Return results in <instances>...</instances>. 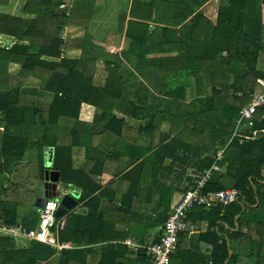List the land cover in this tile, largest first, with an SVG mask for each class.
<instances>
[{"label":"crops","instance_id":"crops-1","mask_svg":"<svg viewBox=\"0 0 264 264\" xmlns=\"http://www.w3.org/2000/svg\"><path fill=\"white\" fill-rule=\"evenodd\" d=\"M27 1L9 0L8 4L3 5V0H0V13L34 18L35 12L30 14L24 12ZM179 1L181 0H56L60 9H65L68 15H73L71 24L65 25L62 29L61 38L66 41L62 58L80 59L85 52L92 53L91 56L95 58L91 65L96 69L94 86L105 87L111 80L117 83V87L122 84V89L117 91L115 85L109 86L113 88L114 97L106 101V108L83 102L79 111V121L63 119L59 125L58 143L74 146L75 171L67 176L72 182H64L60 171L50 168L60 176V201L65 195H71L77 201L72 210H68L60 217L66 221L60 230L68 226L70 220H74L75 217L72 216L74 212L86 213L89 207L91 210L98 207V212L104 214L108 222L114 223L117 231L131 232L125 240L94 241L95 244L88 245L95 251L93 260L99 258L97 255L111 244L128 246L132 258L137 259L143 248L136 254L128 240L141 244L140 237L138 238L141 235L144 236L145 245L154 243L164 224L162 218L169 211L170 214L173 212L184 194L194 185L195 179L191 172L196 170L195 156L192 151L185 150L184 146L190 145L194 148L196 145L208 144L210 140V127H206L208 129L205 134H195L193 123L189 124L188 118L175 116L180 109V102L183 111L186 110L188 114L194 110L204 111L209 108L198 100L210 97L213 93L210 79L206 78L208 82L206 91L199 94L194 68L185 64L189 68L187 74L186 70L180 69L176 58L183 46L179 41L184 36L189 41V50L196 48L192 39L196 33L203 36V40L197 43L204 44L210 40L218 23L220 10L222 8L228 10L232 0H209L184 22L179 21L182 17L178 10ZM188 1L195 5L200 0ZM141 3H146L151 12L141 6ZM246 3L251 13L249 18L254 23L257 20L254 27L263 22L256 70L261 73L258 79H264V0H247ZM32 9L38 11L39 7L35 6ZM199 11L203 13L205 20L198 29L194 20ZM142 13L146 19L139 18ZM141 22L143 26L139 25ZM141 31L147 35V41L144 43L146 45L132 48V35L138 36ZM0 35L4 40L0 42L1 46L11 47L16 43L15 38L10 36L5 38L1 33ZM236 46L237 43L234 51L237 47L243 48L240 43ZM132 49L141 52V55L132 53L130 51ZM144 51L145 57L142 55ZM232 60L228 69V83L240 85L238 82L246 72L247 64L239 59ZM21 71L20 63H9L7 72L12 76L11 79L17 80ZM185 75L189 86L185 92L180 93L177 88L181 77ZM23 82L28 94L32 96L30 104H37L46 117L50 109L51 94L42 89L41 80L36 77H29ZM259 87L257 83L255 90L260 91ZM241 92L243 91L236 94L239 96ZM113 116L124 119V125L118 120H113L111 118ZM6 127V117L0 112V151L6 146L3 142ZM40 130L41 127L20 129L22 141L28 139V147L19 165H15L14 161L9 159L14 164L0 168V192L7 190L12 195L2 196L4 203L10 202L13 194L22 197L16 222L12 224L22 223L29 229L37 231L40 211L44 205L43 199L47 192L46 172L49 170L47 164L51 156L54 164L55 156L53 147L38 148L36 141ZM73 134L75 139L72 138ZM16 144L17 142L14 143ZM166 146L173 147V150L164 149ZM0 158L1 162L7 160L4 157ZM41 162L44 163V170ZM89 183L88 191L92 193L79 204L80 198L87 193L83 185ZM64 186L68 188L63 189ZM67 190L69 194H66ZM101 191L105 192V195L90 205V199L98 196ZM130 194L133 196L131 202L126 200V196ZM129 209L132 211L131 214L127 211ZM0 221L6 222L1 218V212ZM73 223L71 224L77 231L76 223ZM84 227L85 231L90 233H84L87 236L82 239L83 243L76 245L71 241H64L69 246L63 250L85 248L88 240L92 241V238L100 236L99 233H95L97 230L92 231L91 224ZM150 227L153 233L149 230ZM205 228L206 224L203 230ZM185 229H188L189 238H198L200 233L198 226L188 223ZM2 234H10L5 236H10L15 241V245L12 240L1 243L0 258L5 260V264L24 256L28 248L31 249L36 243L49 245L23 235ZM62 251L56 250V254L48 261L59 264ZM40 262L46 264L47 261Z\"/></svg>","mask_w":264,"mask_h":264},{"label":"trees","instance_id":"trees-1","mask_svg":"<svg viewBox=\"0 0 264 264\" xmlns=\"http://www.w3.org/2000/svg\"><path fill=\"white\" fill-rule=\"evenodd\" d=\"M208 1L200 0L195 5L188 0L179 1L178 10L182 13L179 21L184 22ZM246 2L247 0H232L228 10L222 8L210 40L204 44L197 43L203 40L199 33L192 37L196 48L188 49L189 41L186 36L179 41L183 44L176 58L180 69L186 70L188 74L189 68L185 64L194 68L199 94L206 91L208 85L206 78L209 77L213 92L210 97L198 100L209 107L204 111L194 110L188 114L186 110L183 111L180 102V109L175 116L188 118L189 124L193 123L195 134H205L208 129L206 127H210L208 144L196 145L194 148L185 145L184 149L193 152L196 171L203 172L211 168L215 162L221 167L220 171H214L205 192L238 189L240 196L229 204L215 203L211 207L197 204L190 208L186 224L198 226L200 233L198 238L194 239L189 238L188 229L180 232L178 248L172 255L170 264H264V107L255 115L253 132H244L246 133L244 135L248 136L245 142L241 143L239 137H234L230 141L242 107L251 101V95L244 93L243 96H238L236 92L247 90L253 92L261 74L256 70V64L263 22L254 27L257 20L254 23L249 18L251 13ZM8 3L9 0H3L2 4ZM35 6L39 7L38 11L32 9ZM141 6L151 12L146 3H141ZM135 9L134 6L133 11ZM24 12L26 14L35 12V17L25 18L0 13V33L4 34L5 38L10 36L16 39V43L11 47L0 45V112L4 113L7 125L3 140L6 146L0 151V157L7 160L1 162L0 158V168L9 167L14 163L19 165L28 147V139L22 141L20 129L41 127L36 141L38 148L55 149L53 169L60 171L64 182L70 183L72 181L67 176L75 171L74 146L58 143L59 125L63 119L79 121V111L83 102L106 108V101L114 97L113 88L109 86L115 85L117 91L122 89V84L117 87L116 82L109 80L105 87L94 86L96 69L91 65L95 58L91 56L92 53L85 52L80 59L62 58V51L66 45V41L61 38L62 29L65 25L71 24L73 15H68L65 9H60L56 0H28ZM260 15L263 18L262 12ZM139 18L146 19L144 13ZM204 20L203 13L199 11L194 20L196 28H201ZM139 25L144 24L141 22ZM132 38V48L146 45L144 44L147 41L146 33L141 31L138 36L132 35ZM1 41L4 40L0 38ZM236 43L237 46L238 43L242 44L243 48L239 49L236 46L237 50L234 51ZM130 51L141 55L136 49ZM142 53L145 57L146 52ZM232 58L247 64V70L238 82L240 85L228 83V69ZM10 62L22 65L17 80L11 79L12 76L7 72ZM32 76L41 80L42 89L51 94L50 109L46 117L37 104H30L32 96L24 87L23 81ZM186 78L187 75L182 76L179 87L177 86L180 93L185 92L189 86ZM33 101L35 102L36 98ZM111 118L118 120L122 125L125 123L124 119L114 116ZM72 138L75 139L74 134ZM164 149L173 150V147L166 146ZM220 150H224V153L223 158L218 160L217 153ZM41 166L44 170L43 162ZM89 185L90 183L83 185L87 193L80 198L79 204L91 195L92 192L88 191ZM98 189L100 190L101 186ZM4 195L12 197L7 190L0 192L1 218L6 222L15 223L19 206L22 205L20 202L22 197L13 194V199L4 203L2 200ZM104 195L105 192H99L98 196L90 199V205ZM126 198L131 202L133 196L130 194ZM89 208L86 213L74 212L72 215L75 217L74 220H70L69 225L60 230V240H68L76 245L83 243L82 239L87 236L84 233H90L85 231L84 226L89 224L92 231L97 230L95 233H99L100 236L92 238V241L88 240L85 248L63 250L59 264H150L147 249H142L138 258L133 259L129 247L124 244L108 245L97 255L99 258L93 260L95 251L88 245L95 244L94 241L125 240L131 232L117 231L116 225L108 222L105 215L98 212V207L96 210ZM127 211L132 213L131 209ZM169 214L170 211L162 218L164 223ZM72 222L76 223L77 231L73 228ZM204 224L206 228L203 230ZM161 234L160 231L154 242L160 240ZM5 235L10 234L0 235V246L5 240H12L15 245L12 237ZM138 238L141 244L145 245L144 236ZM54 254L56 250L52 246L36 243L31 249L28 248L24 256L10 260V264H41L40 261L53 264L48 260ZM0 264H5V260L0 258Z\"/></svg>","mask_w":264,"mask_h":264},{"label":"built area","instance_id":"built-area-1","mask_svg":"<svg viewBox=\"0 0 264 264\" xmlns=\"http://www.w3.org/2000/svg\"><path fill=\"white\" fill-rule=\"evenodd\" d=\"M258 85L263 91L241 92L251 95V101L244 105L240 111L236 122V127L233 132L234 137H239L241 143L245 142L248 136L244 132H253V127L256 122V113L264 107V79H258ZM224 150L217 153V159L223 158ZM221 167L215 162L211 168L201 171H192L195 179L193 185L182 197L179 203L174 208L173 212L168 217L167 221L161 226L162 232L160 240L150 245H142L139 242L128 240V244L132 246L134 252L138 254L141 248L148 251L150 264H170L172 255L176 252L180 241V232L186 228V216L190 208L195 205H206L211 207L215 203L229 204L236 201L240 196V191L237 189H228L223 191L205 192L214 171H220ZM69 191H66V194ZM59 201L58 204L55 202ZM61 206V201L58 197L49 198L46 204L40 211L39 230L29 229L22 223L12 224L0 221V235L2 233H11L27 236L36 239L40 242L53 246L58 252L67 248L69 244L61 241L59 230L64 227L66 221L64 218L56 216L58 209Z\"/></svg>","mask_w":264,"mask_h":264},{"label":"water","instance_id":"water-1","mask_svg":"<svg viewBox=\"0 0 264 264\" xmlns=\"http://www.w3.org/2000/svg\"><path fill=\"white\" fill-rule=\"evenodd\" d=\"M49 170L46 172V186L47 192L46 196L43 199L44 205L48 201L49 198L58 197L61 194L60 190V176L58 172L51 171L50 168L53 167V156H51L48 160L47 164ZM68 186H64L63 189H67ZM76 199L71 195H65L61 200V206L58 209L56 216L61 217L63 216L68 210H72L76 206ZM43 205V206H44Z\"/></svg>","mask_w":264,"mask_h":264},{"label":"rangeland","instance_id":"rangeland-1","mask_svg":"<svg viewBox=\"0 0 264 264\" xmlns=\"http://www.w3.org/2000/svg\"><path fill=\"white\" fill-rule=\"evenodd\" d=\"M259 90H260V91H263L260 87H259ZM30 154H31V152H30ZM34 168L37 169L36 166H35ZM151 229H152V228L150 227L149 230L152 231ZM152 233H153V231H152Z\"/></svg>","mask_w":264,"mask_h":264},{"label":"clouds","instance_id":"clouds-1","mask_svg":"<svg viewBox=\"0 0 264 264\" xmlns=\"http://www.w3.org/2000/svg\"><path fill=\"white\" fill-rule=\"evenodd\" d=\"M55 203H56V204H58V203H59V201H56Z\"/></svg>","mask_w":264,"mask_h":264}]
</instances>
